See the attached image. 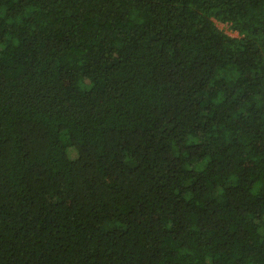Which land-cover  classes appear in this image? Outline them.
Segmentation results:
<instances>
[{
	"label": "trees",
	"instance_id": "obj_1",
	"mask_svg": "<svg viewBox=\"0 0 264 264\" xmlns=\"http://www.w3.org/2000/svg\"><path fill=\"white\" fill-rule=\"evenodd\" d=\"M0 264H264V0H0Z\"/></svg>",
	"mask_w": 264,
	"mask_h": 264
},
{
	"label": "rangeland",
	"instance_id": "obj_2",
	"mask_svg": "<svg viewBox=\"0 0 264 264\" xmlns=\"http://www.w3.org/2000/svg\"><path fill=\"white\" fill-rule=\"evenodd\" d=\"M219 28L223 29L227 34L231 36H237V33L231 30H228L224 24H221L219 22L216 23Z\"/></svg>",
	"mask_w": 264,
	"mask_h": 264
}]
</instances>
